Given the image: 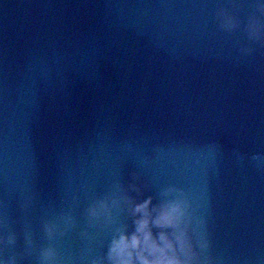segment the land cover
Returning <instances> with one entry per match:
<instances>
[{"label":"water","instance_id":"95a60500","mask_svg":"<svg viewBox=\"0 0 264 264\" xmlns=\"http://www.w3.org/2000/svg\"><path fill=\"white\" fill-rule=\"evenodd\" d=\"M149 197L264 264V0H0V264H112Z\"/></svg>","mask_w":264,"mask_h":264},{"label":"clouds","instance_id":"9594fccd","mask_svg":"<svg viewBox=\"0 0 264 264\" xmlns=\"http://www.w3.org/2000/svg\"><path fill=\"white\" fill-rule=\"evenodd\" d=\"M250 33L259 38L258 23L250 25ZM151 203L152 198L149 197L134 206L133 215L138 216L134 221L135 230L131 234L121 232L118 238H113L108 252L109 260L112 264H191L195 254L187 232L181 227L184 217L182 203L150 207ZM154 227L171 229V233L160 231L154 235ZM44 255H52L51 250Z\"/></svg>","mask_w":264,"mask_h":264}]
</instances>
